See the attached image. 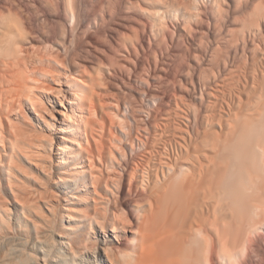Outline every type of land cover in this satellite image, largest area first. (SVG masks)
<instances>
[{"label":"bare ground","instance_id":"obj_1","mask_svg":"<svg viewBox=\"0 0 264 264\" xmlns=\"http://www.w3.org/2000/svg\"><path fill=\"white\" fill-rule=\"evenodd\" d=\"M263 224L264 0H0V243L264 264Z\"/></svg>","mask_w":264,"mask_h":264},{"label":"rangeland","instance_id":"obj_2","mask_svg":"<svg viewBox=\"0 0 264 264\" xmlns=\"http://www.w3.org/2000/svg\"><path fill=\"white\" fill-rule=\"evenodd\" d=\"M94 25H95V24H92V27H93V28L91 29V31H92L93 29H95V28H94ZM106 25H107V26H106ZM106 25H104V26L106 27V28H105V27H104V28H105V29H108L109 26H108V24H106ZM90 28H91V26H90ZM173 30H174V32L177 33V31H176L175 28H174ZM176 35H177V34H176ZM176 35H175V36H176ZM179 43H181V44H180L181 47H182V45L184 44V43L182 42V39L180 40ZM180 45H178V46L180 47ZM184 46H185V44H184ZM172 47H173V48H171V54H172V57L175 58V54H177L176 56H178V54H179L178 52H179L181 49L179 50V47H176V46H174V45H172ZM176 48L178 49V51L176 50ZM173 54H174V55H173ZM172 59H173V58H172ZM174 60H175V59H174ZM174 64H175V62L172 61V65H173V66H174ZM168 87H169V88H170V87L172 88L171 84H170V86H168ZM168 87H167V88H168ZM169 88H168V89H169ZM169 90H172V89H169ZM143 103H144V102H143ZM143 103H142V105L145 107V109H147L146 111H148L149 106H147L146 102H145L144 104H143ZM145 105H146V106H145ZM143 106H142V107H143ZM144 107H143V108H144ZM145 109H144V110H145ZM146 111H145V112H146ZM12 208H13V206H12ZM263 225H264V224H263ZM263 225H262V226H263ZM15 229H16V228H15ZM261 230H263V232H262ZM259 231H260V232H259ZM24 232L26 233L27 231H24ZM29 232H30L31 234H30ZM29 232H27L28 235L26 234V235L29 237V238L27 237V240L29 239V240H28V241H29L28 244L30 243V245H27V244H26V245L28 246L27 248H26V245H24V246H23V245H22V246L19 245L18 247H17V245H11V247L8 246V248H7L6 243H5V245L2 244V243H4V242L0 243V248H2V247L4 248V246H6V248H7L6 251H8L10 248L13 249V250H10V251H13V254H12V252H11V253H8V254L14 255V258H13V256L10 255V258H11V257H12V258H11V259L9 258L8 260H9V261L11 260L12 263L8 261L9 264H13V263H14V264H18V262H17L18 257H19V260H20V258H22V260H25V261H23V262H26V263H27V261H28L29 259L32 258L31 260L28 261L29 263H27V264H30L31 262H32V264H33V260H34V259L36 260V261H34V264H37V263H38V264H39V263H40V264H46V263L48 264L47 261H49V264H50V263H51V264H63V263H59V262H57V261L61 260L59 257H62V255L59 254L60 251H59V249H58V248H60V247H59L60 244H59V242H58V241H59V237L57 238V236L54 235V236H52L53 239L51 240V241H52L51 244L48 243L47 245H46V244L43 245V246H45L44 250H45V249H47V250L49 249V253H50L49 257L46 256V257H47V259H46V257L44 258L43 254L40 253V252L38 251V248L41 246L40 244H37L39 247L35 246V247H36V249H35L34 244H32V243H33L32 238H33V236H34V233L32 232V230H29ZM15 233L18 234V233H17V230L15 231ZM22 233H23V232H22ZM29 234H30V235H29ZM32 234H33V236H32ZM251 234L253 235V236H252V235H251V236H252V238H253L254 240L257 238L256 240L262 242V244L264 245V229H260V230H258V231L255 230V232H254V233H251ZM259 235H260L261 237H263V238H260ZM31 236H32V237H31ZM92 236L94 237V234H92ZM254 236H255V237H254ZM30 237H31V238H30ZM55 237H56V238H55ZM95 237L98 238V239L93 238V241L95 242V240H96L97 243H96V242H95V243L93 242V243H94V249L92 250V253L95 254V256H96V255H100L101 260H99V257H92V256H91V257H89V261H90V262H88L87 257H86V260H87V261H86V260H83V259L80 257V258H77V260H76V259H74V260H69L68 263H69V264H75V263H76V264H90V263H91V264H98V262L100 261V264H106V261H105V260H106L107 258H106V256H105L104 251L101 249V248H103L104 246L106 247V245H107V244H106V238H105L104 235H102V233L99 234V235H97V236H95ZM54 239H57V240L55 241ZM31 241H32V243H31ZM0 242H1V241H0ZM55 242H56V244H55ZM57 242H58V243H57ZM95 244H97V248H96V249H95V247H96ZM1 245H4V246L1 247ZM49 245H50L51 247H50ZM53 245H54L55 247H54ZM58 245H59V246H58ZM47 246H48L49 248H48ZM14 247H16V250H17V248H18L19 251H20V249H22L23 251H22L21 253H23V252H24L25 254L27 253V256L29 255V253H28L27 251L32 252V257L30 258V255L28 256L29 258H28L27 256H25V258H26V259H25V258H23V256H24L25 254H23V256L21 255L22 257H20V256L17 257V255H19V254L17 253V255H16L17 258H16V257H15L16 251H15V248H14ZM24 247H25V248H24ZM31 247H33V248H31ZM40 248H41V247H40ZM50 248H51V249H50ZM24 249H26V250L28 249V250H27V251H26V250L24 251ZM0 250H1V249H0ZM4 250H5V248H4ZM4 250H1L2 253L4 252ZM30 250H31V251H30ZM53 250L56 251V252L54 253ZM95 250H96V251H95ZM1 251H0V254H1ZM14 251H15V252H14ZM19 251H17V252H19ZM93 251L96 252V253H94ZM260 251H261V253H263L262 250H260ZM8 252H9V251H8ZM36 252H39V253H38L39 255H38ZM51 252L54 253V254H52ZM14 253H15V254H14ZM19 253H20V252H19ZM33 253H34V254H33ZM49 253H48V254H49ZM56 253L59 254V255L55 256ZM257 253H259L258 255H260V256H259V259H264L263 254L261 255V253H260L259 251L256 252V254H257ZM30 254H31V253H30ZM242 254H243V253H242ZM33 255H35V256L38 255L39 258L41 257V258H40L41 260H40L39 258H36V257H38V256H36V257L34 258ZM53 255H54V256H53ZM60 255H61V256H60ZM258 255H257V256H258ZM84 256H89V254H88V255H84ZM101 256H102V257H101ZM8 257H9V255H8ZM42 257L45 259V261H46V260H47V261H46V262L43 261V260H42ZM50 257L53 258L54 260L51 259ZM55 257H56V258H55ZM260 257H262V258H260ZM33 258H34V259H33ZM48 258H49V259H48ZM62 258H63V257H62ZM14 259H15V260L17 259L16 262H14V261H15ZM57 259H59V260H57ZM80 259H81V260H80ZM37 260H38V262H37ZM52 260H53V261H52ZM98 260H99V261H98ZM30 261H31V262H30ZM61 261H63V260H61ZM70 261H71V262H70ZM80 261H81V262H80ZM82 261H84V262H82ZM85 261H86V262H85ZM8 262H6V263H8ZM19 262H20V261H19ZM23 262L21 261L22 264H23ZM36 262H37V263H36ZM19 264H20V263H19Z\"/></svg>","mask_w":264,"mask_h":264}]
</instances>
